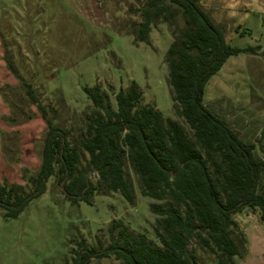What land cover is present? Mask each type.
<instances>
[{
  "label": "rangeland",
  "instance_id": "rangeland-1",
  "mask_svg": "<svg viewBox=\"0 0 264 264\" xmlns=\"http://www.w3.org/2000/svg\"><path fill=\"white\" fill-rule=\"evenodd\" d=\"M143 2L0 0V185H22L29 193L34 189L30 179L42 166L48 126L28 95L27 84L54 123L71 132L72 141L94 108L85 88L96 85L110 95L116 108L118 92L136 82L143 105L154 106L190 131L177 115L169 83L170 26L164 22L155 26L149 42H139L134 35ZM242 13L220 26L231 46L253 47L255 52L227 60L206 86L204 105L254 142L256 155L264 160V9ZM127 171L135 184V204L113 192H97L91 204H74L55 176L46 193L18 218L7 219L0 208V264H73L80 243L91 248L102 241L108 246L109 229L119 220L159 243L154 232L157 215L151 210L159 202L144 196L138 177L130 167ZM89 177L98 182L96 173ZM260 213L246 207L235 215L247 241L245 256L237 257L236 264H264ZM198 256L202 264H218L210 253L198 250ZM90 264L120 262L114 257L95 258Z\"/></svg>",
  "mask_w": 264,
  "mask_h": 264
},
{
  "label": "trees",
  "instance_id": "trees-1",
  "mask_svg": "<svg viewBox=\"0 0 264 264\" xmlns=\"http://www.w3.org/2000/svg\"><path fill=\"white\" fill-rule=\"evenodd\" d=\"M139 15L141 21L133 30L139 42H149L161 22L171 28L173 42L166 54L169 83L177 115L190 131L154 106L143 105L136 82L118 92L116 108L110 95L96 85L85 88L94 108L72 141L71 132L54 123L27 84L28 95L48 126L42 166L30 179L34 189L29 193L22 185H0V208L7 219L18 218L46 193L55 176L60 185L65 182L63 194L74 204H91L97 192L120 193L135 204L130 167L141 193L159 202L151 205L159 243L119 220L109 229L108 246L102 241L91 248L80 243L73 264L112 257L120 264H202L198 250L215 256L218 264H236L237 257L245 256L247 241L235 215L246 207L258 209L264 222V160L256 155L254 142L204 105V95L230 57L254 53L255 48L231 46L200 0H144ZM90 172L98 175L96 184Z\"/></svg>",
  "mask_w": 264,
  "mask_h": 264
},
{
  "label": "crops",
  "instance_id": "crops-1",
  "mask_svg": "<svg viewBox=\"0 0 264 264\" xmlns=\"http://www.w3.org/2000/svg\"><path fill=\"white\" fill-rule=\"evenodd\" d=\"M200 3L218 25L227 23L226 18L235 20L240 14L242 16L244 9H264V0H200Z\"/></svg>",
  "mask_w": 264,
  "mask_h": 264
},
{
  "label": "water",
  "instance_id": "water-1",
  "mask_svg": "<svg viewBox=\"0 0 264 264\" xmlns=\"http://www.w3.org/2000/svg\"><path fill=\"white\" fill-rule=\"evenodd\" d=\"M64 184H65V182L62 183V187H63V189H64Z\"/></svg>",
  "mask_w": 264,
  "mask_h": 264
}]
</instances>
